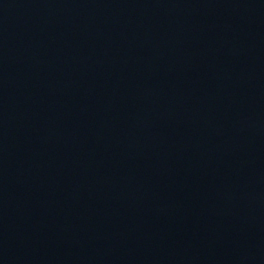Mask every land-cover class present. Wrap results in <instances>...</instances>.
Instances as JSON below:
<instances>
[{"label": "water", "instance_id": "water-1", "mask_svg": "<svg viewBox=\"0 0 264 264\" xmlns=\"http://www.w3.org/2000/svg\"><path fill=\"white\" fill-rule=\"evenodd\" d=\"M0 264H264V0H0Z\"/></svg>", "mask_w": 264, "mask_h": 264}]
</instances>
